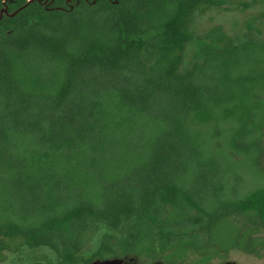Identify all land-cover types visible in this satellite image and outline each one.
Masks as SVG:
<instances>
[{
    "label": "trees",
    "instance_id": "trees-1",
    "mask_svg": "<svg viewBox=\"0 0 264 264\" xmlns=\"http://www.w3.org/2000/svg\"><path fill=\"white\" fill-rule=\"evenodd\" d=\"M3 1L11 13L27 0ZM229 3L35 0L2 17L0 250L45 247L56 264H79L100 224L91 258L192 252L208 264L262 245L264 180L228 188L226 162L246 152L258 164L264 40L192 28L196 13ZM214 110L234 126L227 155L203 128Z\"/></svg>",
    "mask_w": 264,
    "mask_h": 264
},
{
    "label": "rangeland",
    "instance_id": "rangeland-1",
    "mask_svg": "<svg viewBox=\"0 0 264 264\" xmlns=\"http://www.w3.org/2000/svg\"><path fill=\"white\" fill-rule=\"evenodd\" d=\"M242 3L250 4L248 8L243 9ZM223 8H211L205 13H196L192 20V28L196 36L203 34L205 30L213 25H221L223 30L234 39H251V40H264V17H260L264 13V3L256 0H230V3ZM254 19V20H253ZM250 21L251 25L256 27L260 33L256 31H248L246 23ZM198 41L194 40L186 45L181 71L188 69L198 51ZM252 102V101H251ZM252 113V110H250ZM212 120L203 123L205 131L213 134L216 138L215 144L221 153L226 154L231 151V144L234 138L232 131L231 120L224 119L222 111L214 110L212 112ZM248 130H253V119L248 123ZM252 139L248 138L250 143ZM247 143L244 145V150L247 151ZM258 164L255 158H247L246 152H242V159L239 162H234L228 159L226 166L228 167V188L243 189L244 185L256 184L264 179V172H260V168H264V144L263 141L258 143ZM240 189V190H241ZM235 219L246 226L253 225L248 218L235 217ZM258 233L255 235L257 238L263 240L262 245L256 247L254 253H247L240 250H232L228 252L223 259L214 258L208 264H264V225L257 224ZM106 231L104 225L100 224L96 227L93 237L87 246L83 249V255L89 254L99 240L100 235ZM6 262L4 264H53L54 256L47 248H40L37 250L22 249L16 254L6 253ZM161 264H166L164 259H158ZM197 254L190 252L187 257L178 263L173 264H195ZM136 264H142L138 260ZM147 264V263H145Z\"/></svg>",
    "mask_w": 264,
    "mask_h": 264
},
{
    "label": "flooded vegetation",
    "instance_id": "flooded-vegetation-1",
    "mask_svg": "<svg viewBox=\"0 0 264 264\" xmlns=\"http://www.w3.org/2000/svg\"><path fill=\"white\" fill-rule=\"evenodd\" d=\"M251 26H252L251 30L247 29L248 31L254 30L257 33H260V31L256 27H254L253 25H251ZM98 242H99V240H98ZM98 242H97V245H98ZM97 245L87 255H83V251H82V255L86 258V260L84 262L79 263V264H102V262H104V261H108V263H106V264H136V262H138V260H141L142 264H145V263H147V264H161L160 261L158 260L160 258H155L151 255H145V254H141V255H126L125 254V255H117V256H114L111 258H105V259H101V258H97V257L91 258V255L95 251ZM41 248H45V247H41ZM23 249H27V248H23ZM38 249H40V248H38ZM21 250H18V251H11L8 249L0 250V264H4L6 262V257H5L6 253L16 254V253L20 252ZM28 250H30V249H28ZM35 250H37V249H35ZM188 254L189 253H187V255ZM53 256H54L53 264H56V257L54 254H53ZM165 262H166V264H173V263L168 262V261H165ZM35 264H38V263H35Z\"/></svg>",
    "mask_w": 264,
    "mask_h": 264
},
{
    "label": "water",
    "instance_id": "water-1",
    "mask_svg": "<svg viewBox=\"0 0 264 264\" xmlns=\"http://www.w3.org/2000/svg\"><path fill=\"white\" fill-rule=\"evenodd\" d=\"M35 0H27L25 4H23L22 6H20L19 8H17L16 10H14L13 12L9 13L8 12V9H7V5L6 3L3 1L2 2V8H0V20L2 19V17L5 15L7 17H13L18 11L22 10L23 8H25L29 3L33 2ZM37 2H40L42 3L43 5L45 4H50L52 3L54 0H36ZM67 3H71V0H65ZM9 2H11V0H9ZM116 2V0H115ZM70 8H71V5H70ZM8 33V31H7ZM108 263V261H104L102 262V264H106ZM227 264V263H226Z\"/></svg>",
    "mask_w": 264,
    "mask_h": 264
}]
</instances>
